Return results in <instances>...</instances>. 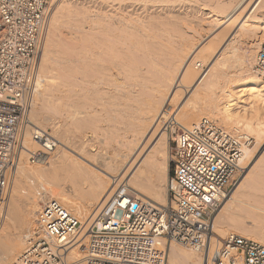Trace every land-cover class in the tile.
<instances>
[{
	"label": "bare ground",
	"instance_id": "bare-ground-1",
	"mask_svg": "<svg viewBox=\"0 0 264 264\" xmlns=\"http://www.w3.org/2000/svg\"><path fill=\"white\" fill-rule=\"evenodd\" d=\"M50 6L29 118L50 127L60 145L47 165L29 166L20 152L0 200V264L37 231L34 224L23 238L38 201L58 199L82 222L122 190L165 205L166 105L184 127L207 117L228 131L244 124V133L259 138L264 125L258 119L252 127L243 114L257 116L256 102L264 107V80L255 69L264 0H50ZM231 82L249 98L239 112L230 102ZM177 91L187 95L179 107ZM24 145H35L28 132ZM252 154L244 145L241 171ZM262 178L264 166L241 175L213 216L216 236L238 233L264 244V192L244 199ZM205 253L172 242L166 264H205ZM70 254L83 264L75 248Z\"/></svg>",
	"mask_w": 264,
	"mask_h": 264
},
{
	"label": "built area",
	"instance_id": "built-area-1",
	"mask_svg": "<svg viewBox=\"0 0 264 264\" xmlns=\"http://www.w3.org/2000/svg\"><path fill=\"white\" fill-rule=\"evenodd\" d=\"M49 10L50 0H0V200L22 150L30 162L43 163L58 145L47 128L29 118ZM255 66L264 78V39ZM175 114L168 104L160 115L170 142L165 205L122 190L82 222L50 198L39 206L37 231L8 264H75L73 248L83 264H166L172 242L206 251L205 264H264V244L238 233L219 237L212 230L213 216L241 171L249 137L207 117L184 127ZM27 132L37 147L24 145ZM212 236L217 237L213 246Z\"/></svg>",
	"mask_w": 264,
	"mask_h": 264
},
{
	"label": "rangeland",
	"instance_id": "rangeland-1",
	"mask_svg": "<svg viewBox=\"0 0 264 264\" xmlns=\"http://www.w3.org/2000/svg\"><path fill=\"white\" fill-rule=\"evenodd\" d=\"M50 10H51V6H50ZM50 13H51V11H49V16H50ZM245 46H243L244 48H247V46H246V44H244ZM42 46H43V43H42ZM42 46H41V48H42ZM40 51H41V49H40ZM38 59V58H37ZM201 66H198V69H201L200 68ZM36 69H37V61H36ZM255 69H256V66H255ZM37 73V72H36ZM257 76H259L260 77V75L257 73ZM259 79H262V80H264V78H262V77H260ZM230 84V85H229ZM228 84V86H229V89H231L230 91V94L232 95H230L229 94V98H231L232 100H230V102L231 103H233L232 104V106L234 107L233 109L235 110V112L237 111V112H239L240 111V109L242 108V107H248L249 106V98L247 97V93L244 91V93H243V90L242 91H240L239 92V90H241V89H244L243 88V85L242 84H240V83H235V82H231V83H229ZM242 85V86H241ZM262 85H264V84H262ZM235 90V91H234ZM234 91V92H233ZM179 92L177 91L176 92V94H175V97H176V99H177V103H176V105H177V107H179V106H182V104H184V102H185V100H186V97H187V95L186 96H183V95H180V94H178ZM262 93L264 94V86L262 87ZM231 96V97H230ZM170 100V98L168 99V101ZM236 103V104H235ZM255 109L256 108H258L259 107V109H260V112L257 114V116H255V113H252L251 111H245V112H243V114H244V117H245V119L246 120H248L249 121V124H251L252 125V127H255V126H257V122H258V119L259 120H261V121H263L264 122V107H262V104H259V102H256L255 104ZM243 114H242V119L244 120V118H243ZM250 119V120H249ZM251 122V123H250ZM192 124V123H191ZM221 125V124H220ZM234 125H235V127H234ZM241 123H239L238 125H236V123L234 124L233 123V125H232V130L231 131H233V129H234V131H236V129H237V127H238V132H242V133H244V124H242L241 126ZM190 126V125H189ZM221 126H223V125H221ZM237 126V127H236ZM224 127V126H223ZM234 127V128H233ZM45 128V127H44ZM48 130H49V132L53 135V133H52V129L50 128V127H46ZM225 128V127H224ZM239 129H241V130H239ZM249 132V131H248ZM249 133H253L252 135L251 134H249ZM249 133H246V130H245V134L249 137V139H250V141H249V144H247L246 146L248 147V148H252L253 149V154H252V156L248 159V161H247V164H246V167L244 168V170L243 171H240V172H238L237 174H236V181H235V184L237 183V181L240 179V177H241V175H243L245 172H247L248 170H256V169H258V168H260L261 166H264V125H262V129L259 131V138H256L255 137V134H254V132H252V131H250ZM54 136V135H53ZM56 139H57V137L56 136H54ZM58 144L60 145V143L58 142ZM36 145V144H35ZM34 145V147H36ZM169 145H170V142L168 143V154H169ZM33 147V148H34ZM58 147V145L56 146V148ZM54 152H55V150H54ZM54 152H52L51 153V157L55 154ZM49 156V157H50ZM25 158H26V161H27V165H29V166H33V165H38L37 163H32V162H30L29 160H28V155L26 154V156H25ZM53 158V157H52ZM168 158H169V155H168ZM51 159V158H50ZM49 159V160H50ZM45 165H47V163L45 162ZM12 172V171H11ZM60 176H61V178H63V177H66L65 176V173H61L60 174ZM170 177H171V175H170V169H168V172H167V175H166V177H165V187H166V189H167V193H166V197H165V204L168 202V184H169V179H170ZM261 182H258L257 184L258 185H256V187L255 188H253V189H251V188H249L248 190H246V192H250L248 195H246L245 196V198L244 199H249L250 201H256L258 198V195H257V193H255V192H264V178H262L261 180H260ZM235 184L233 185V187L232 188H234V186H235ZM132 192H134V191H132ZM137 195H139V196H142V197H145V198H147L146 196H144V195H142V194H140V193H137ZM38 203V207L40 206V204H42V202H40V201H38L37 202ZM37 212H38V210H37ZM37 212H36V214H37ZM36 214H35V216H36ZM121 214H122V210L121 209H118L116 212H115V217L116 218H120V216H121ZM36 225V222H35V218H33V221L31 222V224L24 230V235H23V238L25 239V237L32 231V229L34 228V226ZM3 228H5V225L3 226ZM32 228V229H31ZM28 230H29V232H28ZM28 232V233H27ZM26 234V235H25ZM227 235V234H226ZM225 235V236H226ZM23 246H24V243H23V245H21V247H19L14 253H16L18 250L20 251L22 248H23ZM179 246H181V245H179ZM181 247H183V248H188L189 246H181ZM7 262H9V260L7 261ZM8 264V263H7Z\"/></svg>",
	"mask_w": 264,
	"mask_h": 264
},
{
	"label": "trees",
	"instance_id": "trees-1",
	"mask_svg": "<svg viewBox=\"0 0 264 264\" xmlns=\"http://www.w3.org/2000/svg\"><path fill=\"white\" fill-rule=\"evenodd\" d=\"M170 175H171V171H170Z\"/></svg>",
	"mask_w": 264,
	"mask_h": 264
}]
</instances>
